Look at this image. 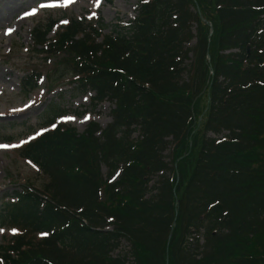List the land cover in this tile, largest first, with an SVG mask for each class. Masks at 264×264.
I'll list each match as a JSON object with an SVG mask.
<instances>
[{"label": "trees", "instance_id": "obj_1", "mask_svg": "<svg viewBox=\"0 0 264 264\" xmlns=\"http://www.w3.org/2000/svg\"><path fill=\"white\" fill-rule=\"evenodd\" d=\"M65 16L53 40L59 20L37 25L34 45L55 58L52 82L70 75L93 107L114 104L112 120L80 133L49 105L54 127L18 151L46 181L1 198V226L19 233L0 264H264V0Z\"/></svg>", "mask_w": 264, "mask_h": 264}, {"label": "rangeland", "instance_id": "obj_2", "mask_svg": "<svg viewBox=\"0 0 264 264\" xmlns=\"http://www.w3.org/2000/svg\"><path fill=\"white\" fill-rule=\"evenodd\" d=\"M140 1L100 0L97 7L96 0H0V145L9 146L0 147V205L1 198L6 193H12L26 185L40 188L45 184L46 180L38 167L22 158L18 151L23 144L45 132L48 127H54L46 126L45 121L46 110L51 103L55 102L69 109V114L60 121L74 126L80 133L92 121L105 127L112 120L111 110L114 104L111 101L93 107L94 92L82 93L79 89H74L70 85V75L56 82L50 80L55 58L34 45L33 29L37 25L44 27L61 18L48 35V39L53 40L57 37L58 30L67 22L65 15H76L90 22L103 18L106 23L111 24L117 17L129 20L135 16ZM34 9L35 14H28ZM9 29L13 30L10 34ZM110 31L109 27L102 33ZM34 47L36 50H32ZM33 70L44 77L40 81V87L27 95L20 83L22 77ZM76 110L87 112L78 115ZM136 135L135 133L134 136ZM107 172L108 167L103 165L104 177ZM9 227L0 224V244L14 233H19L14 229L9 231ZM4 234L7 238L3 237ZM122 248L129 252L130 244L123 241Z\"/></svg>", "mask_w": 264, "mask_h": 264}, {"label": "snow or ice", "instance_id": "obj_3", "mask_svg": "<svg viewBox=\"0 0 264 264\" xmlns=\"http://www.w3.org/2000/svg\"><path fill=\"white\" fill-rule=\"evenodd\" d=\"M70 2H74V0H70ZM99 2H100V0H96V6L97 7L99 6ZM44 6H46V5H41V7H44ZM35 12H36V10L34 9L32 13H28V14H35ZM11 31H13V30L9 29L8 34H10ZM0 147H9V146L8 145H0ZM13 231H15V230H13Z\"/></svg>", "mask_w": 264, "mask_h": 264}, {"label": "bare ground", "instance_id": "obj_4", "mask_svg": "<svg viewBox=\"0 0 264 264\" xmlns=\"http://www.w3.org/2000/svg\"><path fill=\"white\" fill-rule=\"evenodd\" d=\"M9 13V12H8ZM5 18V17H4ZM10 18V17H9ZM89 118H86V120H88Z\"/></svg>", "mask_w": 264, "mask_h": 264}, {"label": "water", "instance_id": "obj_5", "mask_svg": "<svg viewBox=\"0 0 264 264\" xmlns=\"http://www.w3.org/2000/svg\"><path fill=\"white\" fill-rule=\"evenodd\" d=\"M213 30V29H212Z\"/></svg>", "mask_w": 264, "mask_h": 264}]
</instances>
